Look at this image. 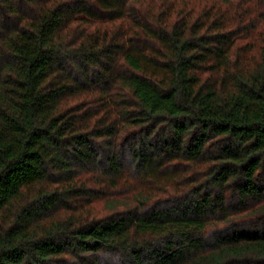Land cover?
<instances>
[{
  "label": "trees",
  "instance_id": "trees-1",
  "mask_svg": "<svg viewBox=\"0 0 264 264\" xmlns=\"http://www.w3.org/2000/svg\"><path fill=\"white\" fill-rule=\"evenodd\" d=\"M0 264H264V0H0Z\"/></svg>",
  "mask_w": 264,
  "mask_h": 264
}]
</instances>
